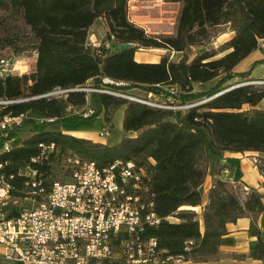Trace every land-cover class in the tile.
Listing matches in <instances>:
<instances>
[{
  "label": "trees",
  "instance_id": "trees-1",
  "mask_svg": "<svg viewBox=\"0 0 264 264\" xmlns=\"http://www.w3.org/2000/svg\"><path fill=\"white\" fill-rule=\"evenodd\" d=\"M128 1L0 0V48L15 49L20 40L25 44L15 52L28 48L36 52L34 70L21 76L0 75V99L9 100L0 104V120L3 115L23 114L7 137L0 136V171L7 175L27 164L36 166L30 158L38 154L39 141H53L57 148V154L42 163L48 181L72 154L98 166L132 159L146 171L154 210L161 217L144 234L156 238L163 254L193 261L217 259L219 245L232 242L226 223L249 216V232L256 240L247 254L239 256L264 260V227L256 225L257 215L264 211V192L248 188L241 195L223 176L219 162L225 150L264 154V87L252 88L249 83L228 87L233 78L240 82L250 77V69L234 70L264 38V0H173L180 7L170 34L148 32L130 20ZM100 18L106 23L105 37L92 43L89 28ZM221 24L233 31L222 44L226 51L214 57L216 52L203 49L188 59L186 50L204 45L212 28ZM126 42L130 44L119 48ZM140 47L167 48L181 57L170 60L162 54L157 62L138 61L134 51ZM214 78L206 89L193 88ZM131 87L168 105L206 99L181 109L97 90L125 92ZM53 89L66 91L47 94ZM86 106L91 108L87 116L72 110ZM122 106L121 128L126 134L113 143L51 127L72 126L82 117L100 114L110 121ZM24 123L29 134L14 141ZM7 138H12L11 146L2 150ZM256 165L264 187V156L261 161L257 157ZM210 170L212 181L200 213L183 207L201 205L202 185ZM23 178L10 181L18 186Z\"/></svg>",
  "mask_w": 264,
  "mask_h": 264
},
{
  "label": "built area",
  "instance_id": "built-area-1",
  "mask_svg": "<svg viewBox=\"0 0 264 264\" xmlns=\"http://www.w3.org/2000/svg\"><path fill=\"white\" fill-rule=\"evenodd\" d=\"M6 71V62L0 59V75L10 73ZM7 102L0 99V104ZM22 119V113L3 115L0 136L7 137ZM99 133L108 134L109 128L103 126ZM11 141L7 138L2 150ZM37 151L30 158L36 166L27 164L7 175L0 171V256L19 264H158L182 259L163 254L156 238L144 234L161 217L154 210L142 166L121 158L98 166L94 160L72 154L58 171L64 179L48 181L42 163L50 154L56 155L57 148L53 141H39ZM257 157L251 156L252 163ZM15 176L24 177L22 185L10 181Z\"/></svg>",
  "mask_w": 264,
  "mask_h": 264
},
{
  "label": "rangeland",
  "instance_id": "rangeland-1",
  "mask_svg": "<svg viewBox=\"0 0 264 264\" xmlns=\"http://www.w3.org/2000/svg\"><path fill=\"white\" fill-rule=\"evenodd\" d=\"M164 1H171V0H164ZM134 22V21H133ZM105 31H106V23L103 19L100 18L97 19V21L95 23H92V25L89 28V35H88V39L89 41H91V38L96 41H102L105 37ZM149 32V31H148ZM230 38V28L227 24H221L218 26H215L212 28L211 30V34L208 40L205 41L204 45H196L191 47L190 49L186 50V54L188 59L192 58V56L197 53L200 52L203 49H208L209 52L213 51L216 52L214 54V57H217L219 55H221L222 53H224L226 50H221L222 49V44L228 40ZM25 41L29 40V38H25ZM95 41V42H96ZM93 42V41H91ZM24 42H21L19 40V44H17L15 49H12V47H3L0 48V59H3L6 62V66H7V71L6 72H10V74L12 76H21L23 73L25 72H29L31 70L35 69L36 66V52L35 50L28 48V49H24L22 51H18L15 52V50H17L18 48H20L22 45H24ZM158 54H157V52ZM156 54L154 55H149V57L152 58H156V57H160V54H167L170 58V60H178V58L181 57V53H176V52H172V50L170 49H156ZM264 58V38H262L260 40V43L258 45L257 48H255L251 53H249L245 58L241 59L237 65L235 66V70L236 72H241L244 70H249L250 69V77H248L249 79L247 80H242L240 82H237L238 77L233 78L231 80V84L228 87L231 86H236V85H243V84H251L252 88H258V87H264V81H260V80H264V60H260ZM216 80V78L212 79V80H208L205 82H198L195 83L193 85L194 89H206L209 86H211L213 84V82ZM84 89H87V87H85ZM61 93H63V91H60L59 89H53V91L51 92V95H61ZM120 94H122V97H132L134 98V100H138V99H143V100H147V102L149 103H161V104H165L163 102H159L157 100H159L157 97H155L154 95H152L151 93H147L146 91H144L141 88L138 87H131L128 90H126L125 92H119ZM120 96V95H119ZM131 99V98H130ZM206 98L202 97L199 100L193 101V102H189V103H183V104H171L168 105L167 103L165 104L166 107H172L173 108H181L184 109L186 108V106L189 104H195L197 102L200 101H204ZM152 104V105H153ZM187 104V105H186ZM168 105V106H167ZM187 106V107H188ZM122 109L123 106L121 108H119L116 113L115 116L112 120L110 121H105L102 118V115H98V116H91V117H82L78 120V122L72 126H67V125H63V124H54L51 127L52 128H57V129H61V130H69L72 131V134L77 135V136H83L86 138H89L91 140L94 141V139L96 138H102L103 140H105L107 143L115 141V139L119 138L120 135L123 136L126 133L122 132V128H121V115H122ZM73 112L83 115V116H87L88 114L91 113V108L86 106L85 108H72ZM87 113V115H84V113ZM113 117V116H112ZM103 126H107L109 128V133L108 134H100L99 130L103 127ZM29 131V126L27 123H24L21 126L20 132L18 134L17 137H13L14 141L15 140H19V138L23 137L26 133H28ZM99 135V137L97 136ZM264 154L262 155H258V159L261 161L263 158ZM211 174V170L208 172ZM207 173V174H208ZM57 178L59 179H64L63 176H61L59 173H57ZM259 180V170L256 171H252V177L250 179V183H252L253 185H256L257 181ZM248 188L245 187L243 189V192H245ZM185 208H187V206H183ZM172 219V217H171ZM0 264H18L15 263L12 260H7L5 258H3L2 256H0Z\"/></svg>",
  "mask_w": 264,
  "mask_h": 264
},
{
  "label": "crops",
  "instance_id": "crops-1",
  "mask_svg": "<svg viewBox=\"0 0 264 264\" xmlns=\"http://www.w3.org/2000/svg\"><path fill=\"white\" fill-rule=\"evenodd\" d=\"M179 2L178 1H164V0H129L128 1V17L135 23L143 26L149 32H162L172 33L173 25L177 15ZM233 31L230 30V37ZM92 43H97L95 39L91 38ZM96 41V42H95ZM156 49L166 50L167 48L149 47V48H138L134 51V58L138 61H156L158 57L152 58L149 55L156 54ZM156 51V52H155ZM172 52L180 53L172 50ZM158 54V52H157ZM162 54H160L161 56ZM118 110V109H117ZM116 110V111H117ZM113 114L112 120L115 116ZM123 112V109H122ZM122 119V115H121ZM120 119V120H121ZM122 121V120H121ZM69 133L72 131L63 130ZM123 132V131H122ZM26 133L24 136L28 135ZM99 137V135H97ZM122 136L115 139L113 143L118 141ZM94 141L107 143L102 138H96ZM262 155L256 151H229L225 150L221 153L220 163L223 164L222 174L227 178L234 187L238 188L240 194L243 195V189L245 187L255 189L260 193L264 192L262 186L263 176L259 172V180L256 185L250 183L252 177V171L258 170L257 165L252 163L251 156ZM212 174L208 173L205 176L203 182V193L202 202L199 206H187V208H193L200 213L202 205L207 201V190L211 185ZM251 218L249 216H240L234 221L226 223L228 230V236L232 238L231 243H224L219 245V257L217 259L206 260V261H193L190 259H180L176 262H163L158 264H264V260L253 259L249 256L241 257L239 254H247L253 247L256 240L254 235L249 232ZM256 225L264 227V211L256 217ZM15 262V261H14ZM16 263V262H15ZM19 264V263H18Z\"/></svg>",
  "mask_w": 264,
  "mask_h": 264
},
{
  "label": "water",
  "instance_id": "water-1",
  "mask_svg": "<svg viewBox=\"0 0 264 264\" xmlns=\"http://www.w3.org/2000/svg\"><path fill=\"white\" fill-rule=\"evenodd\" d=\"M130 43H128V42H126V43H121L120 45H119V48H123V47H125V46H128ZM235 86V85H234ZM234 86H231V87H234ZM237 86V85H236ZM231 87H229V88H231ZM117 95H120V96H122V94H120V93H118ZM125 97V96H124ZM127 98H131V99H134V98H132V97H127ZM200 102H202V101H200ZM200 102H197V103H195V104H198V103H200Z\"/></svg>",
  "mask_w": 264,
  "mask_h": 264
}]
</instances>
